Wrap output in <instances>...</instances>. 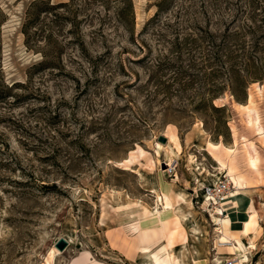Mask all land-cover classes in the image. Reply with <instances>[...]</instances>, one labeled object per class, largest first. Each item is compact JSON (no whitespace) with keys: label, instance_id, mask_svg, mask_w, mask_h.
<instances>
[{"label":"rangeland","instance_id":"rangeland-1","mask_svg":"<svg viewBox=\"0 0 264 264\" xmlns=\"http://www.w3.org/2000/svg\"><path fill=\"white\" fill-rule=\"evenodd\" d=\"M201 172L246 184L248 210L223 206L241 253L217 245ZM153 191L191 204L187 261L264 264V0H0V264H180L149 249L178 229Z\"/></svg>","mask_w":264,"mask_h":264},{"label":"bare ground","instance_id":"bare-ground-1","mask_svg":"<svg viewBox=\"0 0 264 264\" xmlns=\"http://www.w3.org/2000/svg\"><path fill=\"white\" fill-rule=\"evenodd\" d=\"M166 138L168 140L167 144L171 143L174 146V149L173 148H163V146H161V144L160 145L158 144L157 150H156V154H157V157H158V156H160L161 152H164L166 158L168 159V162H166L165 164L169 165L170 163L176 161V157L177 156L181 155L182 147H181L179 139H178V137L176 135L171 134L170 136H168ZM210 145L211 144L209 142L208 145H207V148H209L208 146H210ZM191 160H192V158H191ZM219 169H220V171L226 170L223 165H221ZM201 175L202 176L204 175V177L209 176V177L213 178V180H212L213 184L218 181V176L213 175V174H211L209 172L206 175H205V173L201 172L200 176H199L200 178H201ZM200 178L198 180H196V184L199 187H202L203 184H201ZM230 178H231V180H232V182H233V184L235 186V191L229 197L230 201L233 203V208H235V209L240 208V206L243 205L245 199L248 201V203L246 204L247 207L250 206L251 204H250L249 199H248L249 196L247 197V195L242 191L243 189H246V184L238 182L236 179L232 178L231 176H230ZM152 193L155 194V196H156V205H160V207H155V209L153 211H151L150 213L153 214V219L157 223H160L162 225L163 229H165L166 225L168 224V221H167L166 217L170 216L171 214H174V216H175V220H176V223L178 225V229H177V231L171 233L169 239L167 240L169 247H171L172 243H173V241H172L173 237L177 233H179L181 229L184 231L185 230L184 226H186V224L189 221L188 220V218H189L188 214H190V213L185 214V212H183V210L181 208V205L179 203L180 202L181 203H189V206H191V204H190V202L186 201V196L182 195L180 193L179 194H175V199L177 201L176 204L172 203L171 198L166 193L165 194L164 193H159L157 191H153ZM201 198H202V200H205V195H204L203 191L201 192ZM224 213L225 212L223 211L221 214H224ZM252 218L253 217L250 214L246 215V219L244 221V228H243V232L244 233H247V231L249 230V227H250V225L252 223ZM217 225L219 226V228L221 230V231H219L220 232V238H219L218 243H217L219 248H224L223 246L229 244V245H232L231 250H232L233 253L237 254V253H241L242 251H244V249L242 247V243L239 240H237L236 238H232L231 239L230 236H228L225 233L229 226L233 227V219L229 215L227 217H224V216L220 217L217 220ZM171 230H172V228H171ZM184 232L186 233V230ZM189 233L195 239H198L199 236H200L199 235V230L196 229V228H191L189 230ZM230 240H232L231 241L232 244L229 243ZM141 249H142V253L147 252L146 248L143 247ZM181 251H184V257H185V253L187 252L186 245L182 246ZM170 253H171L170 257H173L172 251H170ZM247 255H248V253H247ZM180 258H178V261H179L180 264H182ZM244 259H245L244 261H247V257L244 256ZM144 261H145V263H143V264H156L155 261L151 260L150 258H148V259H146ZM198 262H199V260H197V261L194 260V264H200Z\"/></svg>","mask_w":264,"mask_h":264},{"label":"crops","instance_id":"crops-1","mask_svg":"<svg viewBox=\"0 0 264 264\" xmlns=\"http://www.w3.org/2000/svg\"><path fill=\"white\" fill-rule=\"evenodd\" d=\"M208 185V184H207ZM205 186V185H204ZM227 202L228 203H231L232 205H233V203L230 201V198L227 200ZM227 204V203H226ZM251 207V205L250 206H248L246 209L248 210L249 208ZM224 214H226V212L224 213ZM224 214H222V216H224ZM247 214H249V213H247ZM253 218H254V214H250ZM225 217V216H224ZM252 218V223H251V225H250V227H249V229L255 224V222H254V219ZM184 228H185V230H186V233H185V235H186V240L185 241H181V242H176L173 246H172V248H170L169 247V245H168V239H169V237H170V235L169 234H167V233H159L158 235H156L155 237H154V239H153V242L151 243V245H150V247H149V249L152 247V246H156V245H159V247L160 248H162V249H165V252H167V251H173V250H177V249H181L182 248V246L183 245H186V248H187V252L185 253V257H184V251H182L181 252V255H180V259H181V263L182 264H194V260L195 261H197V260H199V262L201 261V255L199 256L198 255V251H196V252H194L193 254V257L191 256V257H189V261H187V256L188 255H191V249H190V246H188V244H189V239H188V237H189V235H190V233H189V229H191V228H187V226H184ZM229 228H230V226H229ZM184 230V231H185ZM248 232H249V230L247 231V233H244V235H248ZM191 236V235H190ZM199 239V238H198ZM237 240H239L241 243H242V247H243V249H244V244H243V242H242V240H240V239H238V238H236ZM136 236H135V241H133V243L135 242L136 243ZM228 240V239H227ZM119 244V243H118ZM126 244V245H125ZM142 244H145L144 242H142ZM161 245V246H160ZM119 247L117 248V250H118V252H119V254H121V256H123L125 259H127V260H131V261H137V259L139 258V257H141L140 256V254L142 255V253H140L139 252V250H137V247H136V245L134 244V246L132 247V248H130V243L128 244V243H124V241H121V243H120V245H118ZM235 254V253H234ZM199 256V257H198ZM198 262V263H199Z\"/></svg>","mask_w":264,"mask_h":264},{"label":"built area","instance_id":"built-area-1","mask_svg":"<svg viewBox=\"0 0 264 264\" xmlns=\"http://www.w3.org/2000/svg\"><path fill=\"white\" fill-rule=\"evenodd\" d=\"M173 169L168 166L167 173L172 174ZM235 191V186L231 179L227 177L220 178L214 184H208L203 187V193L205 195L204 203L207 205L203 210L208 213L210 219L213 217H222L223 206L229 199L231 194ZM214 225H216L214 223Z\"/></svg>","mask_w":264,"mask_h":264},{"label":"trees","instance_id":"trees-1","mask_svg":"<svg viewBox=\"0 0 264 264\" xmlns=\"http://www.w3.org/2000/svg\"><path fill=\"white\" fill-rule=\"evenodd\" d=\"M32 5H34V6H35V4H32ZM34 6H32V7H34ZM253 61H254V59H252V61H251V62H253ZM252 64H254V62H253ZM254 65H255V64H254ZM259 68H260V67H259ZM259 68H258V66H256V65H255V67H254V69H253V70H255L254 72L258 71V70H259ZM253 79H254L255 81H256V80H258V78H257V77H254Z\"/></svg>","mask_w":264,"mask_h":264},{"label":"water","instance_id":"water-1","mask_svg":"<svg viewBox=\"0 0 264 264\" xmlns=\"http://www.w3.org/2000/svg\"><path fill=\"white\" fill-rule=\"evenodd\" d=\"M65 242L64 241H61L58 245V249L61 251L64 247H65Z\"/></svg>","mask_w":264,"mask_h":264}]
</instances>
